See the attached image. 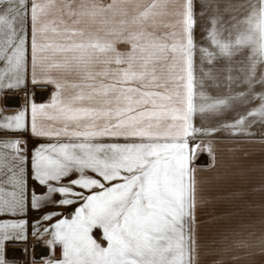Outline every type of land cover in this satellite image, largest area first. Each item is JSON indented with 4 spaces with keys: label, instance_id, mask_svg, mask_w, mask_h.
<instances>
[{
    "label": "snow or ice",
    "instance_id": "snow-or-ice-1",
    "mask_svg": "<svg viewBox=\"0 0 264 264\" xmlns=\"http://www.w3.org/2000/svg\"><path fill=\"white\" fill-rule=\"evenodd\" d=\"M199 16L197 43L194 0H0V98L25 94L0 132L52 141L0 137V264H198L201 137L264 142V0Z\"/></svg>",
    "mask_w": 264,
    "mask_h": 264
},
{
    "label": "rangeland",
    "instance_id": "rangeland-1",
    "mask_svg": "<svg viewBox=\"0 0 264 264\" xmlns=\"http://www.w3.org/2000/svg\"><path fill=\"white\" fill-rule=\"evenodd\" d=\"M194 12L197 20L194 37L200 42V0H194ZM120 47L124 48L123 45ZM195 74L197 78L201 75L199 65L195 67ZM48 87L52 91L53 87ZM194 123L200 126L199 116L194 118ZM201 139L202 148L209 140L212 141V154L199 152L191 165L195 168L197 181L195 221L198 251L203 252L200 255L208 264H248L250 246L238 248L233 242L247 239L250 244L253 146L249 138L225 132ZM256 152L260 153V150L254 146V157Z\"/></svg>",
    "mask_w": 264,
    "mask_h": 264
},
{
    "label": "crops",
    "instance_id": "crops-1",
    "mask_svg": "<svg viewBox=\"0 0 264 264\" xmlns=\"http://www.w3.org/2000/svg\"><path fill=\"white\" fill-rule=\"evenodd\" d=\"M199 43V42H197ZM196 59V65H199L198 57ZM2 66V65H0ZM51 87V85H49ZM32 85L28 84L29 92H31ZM53 91V88H52ZM49 95V98L51 96V93ZM207 91L212 94L216 95L217 92L215 89L208 88ZM7 95H19V105L17 108H14L12 110H7L3 107V101L5 96ZM47 99V101L49 100ZM25 94L24 91H18L15 94L7 93L4 95L3 98H0V107L5 109L6 113H13L17 109L21 107V105L24 103ZM18 101V100H16ZM45 101V102H47ZM44 102V103H45ZM40 104V103H38ZM26 122L30 123V115L26 117ZM253 131H259L260 126L257 125L252 129ZM0 137H20L23 140L27 141V152L29 156L31 155L32 151L38 147L41 144H47L50 141L46 138H36L34 137L30 131L25 132H0ZM29 141L31 142V146H29ZM250 144L253 146V152H252V162H251V202H250V218H251V228H250V234H253L250 236V252H249V263L248 264H264V243H262V239H264V142H262L258 137L255 139H249ZM254 146H256V150H260V153L255 154L254 157ZM26 179H28L29 186L31 185L32 181L30 179V176H27V172L31 171L30 167V160L28 161V164L26 165ZM258 193L260 194L258 197ZM56 198L58 199L59 196L56 195ZM79 205L70 206L64 209L65 215H68L70 212L74 211L75 207H78ZM51 210V209H49ZM39 213L33 210L29 209L28 217L31 219L32 217L38 216ZM70 218V217H69ZM53 223L55 220L52 221ZM101 236V230L94 229V238H97L99 242L102 243V245L106 246V242L100 240ZM199 252V259L198 264H208L209 262L204 259L200 255ZM235 254V253H234ZM236 261V260H235Z\"/></svg>",
    "mask_w": 264,
    "mask_h": 264
},
{
    "label": "built area",
    "instance_id": "built-area-1",
    "mask_svg": "<svg viewBox=\"0 0 264 264\" xmlns=\"http://www.w3.org/2000/svg\"><path fill=\"white\" fill-rule=\"evenodd\" d=\"M31 92H35V102L36 103H44L47 101L50 95V88L48 86H37L35 88H31ZM14 99L18 100L15 101ZM19 95H7L4 98L3 106L7 110H12L14 108H17L19 105ZM9 256H15L17 258H21V253L19 250H10Z\"/></svg>",
    "mask_w": 264,
    "mask_h": 264
},
{
    "label": "bare ground",
    "instance_id": "bare-ground-1",
    "mask_svg": "<svg viewBox=\"0 0 264 264\" xmlns=\"http://www.w3.org/2000/svg\"><path fill=\"white\" fill-rule=\"evenodd\" d=\"M16 101V99H14Z\"/></svg>",
    "mask_w": 264,
    "mask_h": 264
}]
</instances>
